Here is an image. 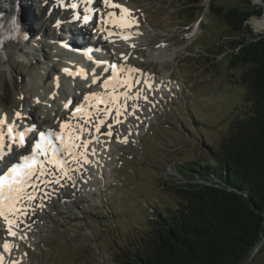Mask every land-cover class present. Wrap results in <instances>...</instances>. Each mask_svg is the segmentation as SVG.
<instances>
[{
  "label": "rangeland",
  "instance_id": "1",
  "mask_svg": "<svg viewBox=\"0 0 264 264\" xmlns=\"http://www.w3.org/2000/svg\"><path fill=\"white\" fill-rule=\"evenodd\" d=\"M24 1L27 9L21 12L24 18L28 14L31 19L27 25L35 26L32 31L41 34L34 45L30 40L29 56L15 61L12 73L6 72L8 94L0 100V106L8 112L7 117L18 110L26 114L33 106L36 91L31 74L35 66L52 68L49 75L58 72L59 66L54 64L59 61L58 50L56 45L49 46V35L59 39L68 35L62 24L54 26L57 29L53 31L51 17L47 21L41 17L42 12L47 15L50 11L47 8L54 7L53 1L47 0L53 4H47L46 8L39 0ZM245 1L205 0L204 12L199 15L194 11L193 17L187 19L181 18L179 11L182 0H130L139 13L140 25L145 28L146 43L150 47L164 43L167 49L176 51L166 69L182 85L151 102L142 128L134 132V138H128V143L115 140L116 145L109 149L107 157L113 165L105 168L110 178L99 186L100 192L92 194L94 197L80 192L77 199L73 197L68 202L65 197L60 199L61 195L48 193L52 204L43 207L51 215V222L32 221L29 230L32 242H22L30 264H117L120 255L140 244L152 216L176 205L175 184L201 183V177L197 178L193 170L201 174L199 167L214 165L209 162L207 147H218L234 118L248 105L247 88L239 80L245 65L230 63L235 52L230 41L246 36L247 31L254 36L264 34V26L260 29L254 23L260 20L257 12L245 22L244 30L233 32L220 16L212 13L210 2L224 9L237 7L247 11H253L259 4L256 0ZM15 13L25 30L21 13ZM8 17L7 30L14 18L12 14ZM192 19L195 21L190 22ZM194 25H198V30L192 35ZM137 52L146 56L143 47ZM142 65L153 68L156 74L159 70L155 65ZM41 105L36 102L34 121L40 122L44 116ZM66 184L60 189L73 196L72 188ZM245 264H264V242Z\"/></svg>",
  "mask_w": 264,
  "mask_h": 264
},
{
  "label": "trees",
  "instance_id": "2",
  "mask_svg": "<svg viewBox=\"0 0 264 264\" xmlns=\"http://www.w3.org/2000/svg\"><path fill=\"white\" fill-rule=\"evenodd\" d=\"M210 6L233 32L244 30L254 12L264 13L262 5L253 11ZM205 7V0H182L181 18L191 19L194 11L200 15ZM245 34L230 41L235 51L230 63L245 65L239 80L247 88L248 105L218 147H207L214 165H196L201 174L193 172L201 183L175 184L176 205L152 216L135 251L120 255L117 264H238L259 241L264 220V34Z\"/></svg>",
  "mask_w": 264,
  "mask_h": 264
},
{
  "label": "snow or ice",
  "instance_id": "3",
  "mask_svg": "<svg viewBox=\"0 0 264 264\" xmlns=\"http://www.w3.org/2000/svg\"><path fill=\"white\" fill-rule=\"evenodd\" d=\"M56 2L70 12V19L66 21L68 23H79L83 26L93 19L92 13L95 10L90 5L94 3V0H67V2L56 0ZM101 2L108 11L105 13L101 9L95 29L98 35L109 42H113L111 40L113 36L129 41L133 36L140 35L138 31L133 30L139 28V22L129 8L115 0H101ZM45 6H47V0H45ZM80 8H83V14L78 11ZM60 23L61 21L58 20L57 25ZM10 32L13 35L9 39H16V34H20L24 39L28 38L22 32L20 22L15 18L11 21ZM61 46L71 48L63 42ZM121 56L124 61L128 60L127 55L121 54ZM85 58L93 61L96 67L103 66L102 74H96L94 69L91 78L93 85L100 81L98 87L102 91L84 94L83 100L71 109L68 120L59 122V131L51 127L39 130L35 124H25L21 128L17 121L24 123L27 120L22 110L15 112L12 122L7 121L6 114L0 116V222L3 224L5 233L0 243V264H5L6 256H11L13 250L18 247L8 238L26 239L21 225L25 224L24 218L29 215L37 193L43 192L49 185L63 187L62 180H71L74 183L73 174L84 165L93 163L89 157L95 156L97 149L90 146L94 143H105L97 135L101 132V127H107L108 130L103 135L111 139L114 136V126L124 123L121 117L132 116L138 111L139 105L135 101L148 99L145 88L148 91L152 90L153 86L148 74L142 73L140 69L129 66L127 63L93 60L91 54ZM62 71L70 77L86 79L83 69L73 71L66 67ZM103 74L107 75L102 78ZM141 77H143L145 88H138L133 92V89L141 84ZM56 87H59L58 78ZM128 101L133 103L129 105ZM71 104L72 100L69 99L64 104V108L69 109ZM109 118L111 123H107ZM129 135H131L130 132ZM116 138L117 142L128 143L127 136L121 139L116 134ZM29 140H31L30 151L26 147ZM16 149H23L26 154L16 153ZM14 154L18 155V159L12 162L10 158ZM47 195L50 194L45 193V196ZM7 264H20V261L9 259Z\"/></svg>",
  "mask_w": 264,
  "mask_h": 264
},
{
  "label": "bare ground",
  "instance_id": "4",
  "mask_svg": "<svg viewBox=\"0 0 264 264\" xmlns=\"http://www.w3.org/2000/svg\"><path fill=\"white\" fill-rule=\"evenodd\" d=\"M2 1L0 0V100H3L8 94V89L5 83L6 72L12 73L14 69L15 61L21 60V58L29 56L28 54L29 46L24 45V41L25 40L30 41L32 40V38H36L38 37V35L40 36L41 34L40 31H36V30L32 31L35 26L30 28V26L27 25V23L30 22L29 20H31L30 16L28 14H25V18H24L21 12L22 9L23 11L27 9L26 1L24 0H2ZM115 2L120 3L121 5L129 8L132 14L136 16L139 22V28L133 29V30L138 31L140 35L133 36L132 39L129 41H125L124 39L113 36L111 38L113 42H109L108 40L103 39L101 35H98L95 45L97 47V45H99L98 39L99 41L101 40L100 47L105 50L107 56L110 57V59L113 62L127 63L129 66L140 69L142 73L148 74V77L150 78L152 86H153L152 90L148 91L145 88V85L143 84V77H142L141 84L137 85L136 88L133 89V92H135L136 89L138 88H145V94L147 95L148 99L147 100L138 99L135 101V103L139 105L138 111H136V113L132 116L121 117V119L124 120V123L117 124L114 126V136L111 139L103 135V133H105L108 130L107 127H104V126L101 127V132L98 133L97 135L99 136V139L101 141H104L105 143H94L93 145L90 146V147H95L97 149L96 155L89 157V159L92 160L93 163L89 165H84L82 169H80L78 172H75L73 174L75 178L74 183L71 180L61 181V183L66 182L68 185L72 187V190L71 189L70 190H71V193H73V196H71L69 192L66 195V192L64 193L60 191L58 189V185H49L48 187L44 188L43 192L37 193V198L36 200L32 202L29 215L24 218L25 224L21 225V228L24 230L23 234L26 235V239L8 238L12 240L16 245H18V247L13 250V253L11 256H6L5 264H7V261L9 259L19 260L20 264H30L28 251L26 250L22 242H26V243L32 242V237H31L32 234L29 231L30 228L33 227L32 223L34 222L32 221H36V223L38 222L41 224H44L45 222H48V223L51 222V220H49L51 218V215L49 213L47 214L46 209H42L44 205L52 204V201H50L49 199L50 196L49 195L45 196V193L49 192L51 194H56V192H58L61 195L59 198L61 199L65 197V199L68 202H72L73 197L77 199L80 192L85 193V195L89 197H92L93 196L92 191L99 188V186H101L102 184L104 185L110 178L105 168L108 167L110 169L111 167L110 165L112 164V162H110L107 157L109 153L108 150L110 149V147L115 146L114 144L115 141H113V139H117L116 134H118L121 139H123V137L125 136H127V138L129 139L134 138L133 131L134 130L138 131L140 128H142L143 124L141 123L143 122L144 118L148 116L146 113V109L149 103L152 101L158 100V96H163L167 92H171L173 90L179 89L182 85L178 79L172 78V76L169 75L170 73H168L166 69L168 61L173 59L172 57L175 56L176 51L167 49V46L164 43H157L155 44V46L150 47L146 43L147 40H145V38L147 37L145 28L140 25L139 13L132 6V3L130 2V0H115ZM55 3L54 4L50 3V5L52 6L53 4L55 8ZM98 4L101 5V8H103V11L105 13L108 11V9L104 8L101 0L98 2ZM5 7H8V8L6 9ZM55 9H56L55 11L54 10L49 11L47 15H46V11L42 12L41 17L44 18V21L45 20L47 21V19L51 17V20L49 22L54 23L56 21V14L59 13V11L65 16L70 17L69 11L65 9H61L59 5H57V8ZM47 10H49V8H47ZM116 11L118 12L119 10H116ZM15 12H20L23 23L24 24L26 23L25 34L28 36V38L25 39L24 41L18 38V34H16V39L14 40L9 39L12 33L10 32V29L7 30V26L9 24L7 23L9 20L8 16L12 14L13 17L15 18V15H16ZM254 23H255V26L260 29L264 26L260 20H257ZM43 24L45 25L44 22ZM44 25L42 26L44 27ZM45 26L48 27L47 25ZM94 28L96 27H93V29ZM196 30H198V25H194V30H193V33L191 34L194 35ZM8 32L9 34L7 35ZM90 33L91 32L89 31V34ZM60 39H57V40H60ZM78 39H79V36L71 33L69 35L68 41L63 44L70 45V46H76L75 42ZM56 42L58 44H61L60 41H56ZM130 45H135V46L132 47ZM138 47H141V48L143 47L145 49L146 56L143 57L141 55V52L138 54L136 53V50ZM56 50L60 52L58 48H56ZM121 54L127 55L128 60L124 61L122 59ZM71 55L73 56V54ZM58 57L60 56L58 55ZM58 60L62 61L61 58H58ZM143 63H147L151 66L152 65L158 66L159 70L157 71V74L154 73L153 68L151 69L148 68L149 70H147L145 67H143L142 65ZM51 69L47 70L45 68L35 66L33 68V73L31 74V82L35 86V91H36L35 96H37V98L43 104L41 106L44 112V116L42 117L41 125H44V128L51 127L59 131V122L68 120L69 116L71 115L70 111L71 109H73L72 107H69V109H65L64 108L65 101L69 97H71L74 102L72 103V105L75 104L76 106L83 100L84 94H87L88 92H96L97 88H92L93 86L89 85L91 84V82H87L86 79L84 78H80V77L73 78L68 75L61 74L60 72H57V77L53 76L52 74L49 75V72L51 71ZM92 69L93 70L95 69V72L97 74L98 72L102 71V68L96 67V66H93ZM57 78L59 80V87L53 90L54 87L56 86L55 81ZM72 83L74 86L73 91H69L70 86H71L70 84ZM132 103L133 101H128L129 105H131ZM32 105L33 106L31 108L29 107L30 109L27 111L26 121L28 122V119H29V124H32V123L38 124L39 126L38 129H40L41 128L40 123L32 119L33 112L35 111V103H33ZM100 107H103V106L100 105ZM0 109H4V106H0ZM137 117L139 118L137 119ZM11 121L12 119H10L8 122H11ZM107 123H111V118H109ZM129 132L131 133V135H129ZM80 179L84 181H80ZM59 188H60V185H59ZM41 204L43 205L42 207L38 206ZM54 208H56V206ZM37 209H38V212L34 211ZM36 223L34 224V226L36 227L35 229H37ZM25 225H28V227H25ZM4 237H5V233L3 231V224L2 222H0V241L1 243Z\"/></svg>",
  "mask_w": 264,
  "mask_h": 264
},
{
  "label": "water",
  "instance_id": "5",
  "mask_svg": "<svg viewBox=\"0 0 264 264\" xmlns=\"http://www.w3.org/2000/svg\"><path fill=\"white\" fill-rule=\"evenodd\" d=\"M255 2L259 3L258 5H262L263 9H264V2L262 0H256ZM206 8V7H205ZM205 10V9H204ZM264 11V10H263ZM260 21L263 23L264 25V13H262L259 17ZM264 242V238L259 239V241H257L254 246L251 248V250L247 253L246 257L239 262L238 264H245L247 263L255 254V252L257 251V249L259 248V246Z\"/></svg>",
  "mask_w": 264,
  "mask_h": 264
}]
</instances>
